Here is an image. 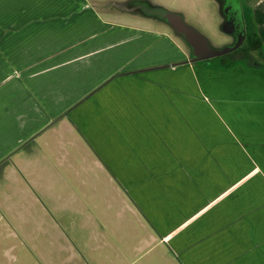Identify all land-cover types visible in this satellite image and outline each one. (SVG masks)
<instances>
[{
  "label": "crops",
  "instance_id": "1",
  "mask_svg": "<svg viewBox=\"0 0 264 264\" xmlns=\"http://www.w3.org/2000/svg\"><path fill=\"white\" fill-rule=\"evenodd\" d=\"M116 1L0 0V137L55 127L29 209L38 193L44 212L77 199L111 220L69 237L71 264H264V66L189 62ZM253 21L264 46V0Z\"/></svg>",
  "mask_w": 264,
  "mask_h": 264
},
{
  "label": "rangeland",
  "instance_id": "2",
  "mask_svg": "<svg viewBox=\"0 0 264 264\" xmlns=\"http://www.w3.org/2000/svg\"><path fill=\"white\" fill-rule=\"evenodd\" d=\"M217 1L117 0L116 2L118 12L123 6L129 12H125V17L127 16L125 18L126 23L141 21L135 18V16L144 15V10L147 7H163L173 12L181 11L187 25L192 26L196 31L204 35L212 46L221 47L227 43H231L233 38L220 30L219 24L221 18L218 12ZM235 1L240 3L242 9L245 26V40L243 44L247 45L251 58H247L246 61L245 59L230 60L226 57L223 59L221 56L214 57L210 59V67L218 71H230L236 65L248 66V64H258L248 67L264 66V46L253 21V6L256 0ZM139 17H142L143 23L140 24L144 27H153L160 31H167V25L154 20L155 18H148L147 16ZM179 41L186 48V51L189 52V48L184 44V41L181 38ZM158 46L160 47V45ZM154 49L159 52L162 49L166 52H171L175 57L178 51L173 45L168 46L164 44H161L160 48L154 47ZM199 63L203 64V61H199ZM21 115H24L23 111H21ZM61 120L58 119L49 126H65L63 122L57 123ZM10 123L13 124V122ZM54 128L44 127L37 131L31 139L28 138L19 144L17 141L13 142L14 137L17 136L13 126L9 129L8 135L2 136L3 139L0 137V236L3 235L2 237L4 238L0 240V264H46V261H50L51 264H71V261L66 257L65 250H63L64 246L70 242L69 237L80 236L83 238V235L89 236L90 233L83 232L82 226L84 224L87 225L88 230L95 227L94 224L100 225V228L109 227L110 225L111 220L106 218L103 212H100L101 210L94 211L91 208L80 209L81 206H74L76 201H78L77 199L66 200V205L61 211L56 210L55 205H53L52 210L49 209L48 212H44L41 210V206L45 208L43 197L37 193L36 204L34 203L31 206V210L29 209L28 197L30 194L27 190L30 189L29 186L31 184H29L28 174L31 171H35L36 173L40 171V164L34 159L39 156L37 155L38 153L44 157H54L51 153L54 150L55 140H52L50 137L51 131ZM13 147L14 149H12ZM83 147L84 149L82 148L78 154L84 156L92 154L87 146L84 145ZM84 165L88 166V164ZM89 166L96 173L102 170L99 165H95L91 161H89ZM13 167L19 170V172H16L17 177H15L16 174H13ZM104 170L106 169L104 168ZM40 179L46 180L41 175L39 176ZM33 187V189H36V185H33ZM102 202L104 203V200ZM19 224L24 225V232L18 229ZM61 230L65 234L64 237L59 234ZM14 234H17L18 237L15 236V239H11V236ZM32 235L36 238L32 237ZM30 239H34L35 242ZM44 247H47L46 251L43 250ZM44 254L47 255L46 259L44 258ZM77 262L78 260L74 263Z\"/></svg>",
  "mask_w": 264,
  "mask_h": 264
},
{
  "label": "water",
  "instance_id": "3",
  "mask_svg": "<svg viewBox=\"0 0 264 264\" xmlns=\"http://www.w3.org/2000/svg\"><path fill=\"white\" fill-rule=\"evenodd\" d=\"M218 12L221 16L220 30L233 38L231 43L221 47L212 46L204 35L185 23L183 15L161 7H148V15L164 22L173 33L181 38L189 48V62L203 61L210 64V59L237 50L245 40L244 18L240 3L235 0H218Z\"/></svg>",
  "mask_w": 264,
  "mask_h": 264
},
{
  "label": "trees",
  "instance_id": "4",
  "mask_svg": "<svg viewBox=\"0 0 264 264\" xmlns=\"http://www.w3.org/2000/svg\"><path fill=\"white\" fill-rule=\"evenodd\" d=\"M223 59L226 57L230 60H233V59H245L247 61V58H251L249 52H248V47L247 45H245V43L240 46L237 50L235 51H232L228 54H225V55H222L221 56ZM253 61V60H252ZM254 65H258V64H253V65H250L248 64V66H254Z\"/></svg>",
  "mask_w": 264,
  "mask_h": 264
}]
</instances>
